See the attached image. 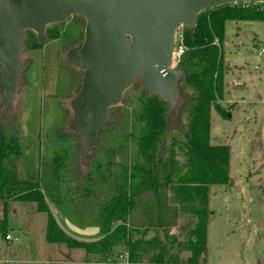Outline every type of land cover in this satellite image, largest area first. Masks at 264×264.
I'll use <instances>...</instances> for the list:
<instances>
[{
	"label": "rangeland",
	"instance_id": "1",
	"mask_svg": "<svg viewBox=\"0 0 264 264\" xmlns=\"http://www.w3.org/2000/svg\"><path fill=\"white\" fill-rule=\"evenodd\" d=\"M84 26L85 19L79 15L48 24L39 48H30L29 39L39 40L33 30H25L19 87L11 104L1 105L0 110L6 117L5 124L9 123L18 139L22 165L19 177L27 174L30 180L38 182L51 213L66 231L69 230L64 218L78 226L97 225L100 205L116 192L122 170L118 161H125L128 151L134 148L121 126L127 118L125 114L136 106L142 89V84L135 81L124 92L123 102L115 106L120 113L118 121L102 128L87 167L84 166L75 146L78 137L71 127L74 117L71 102L81 87L84 71L67 59L69 50L82 43ZM181 31L182 27L176 30L175 43ZM263 33V20H229L220 44L225 73L222 99L217 103L224 114L211 107L209 142L228 147L230 180L209 188L206 264H264V225L257 226L260 218H264V55L258 53ZM177 50L175 45V59ZM176 108L179 125H185V102L181 97ZM110 147L114 152L109 160L104 153ZM124 149L127 153H123ZM63 156L68 157L69 169L64 175L63 167L58 170L62 178L55 191L51 164L55 157ZM165 194L170 196L167 190ZM135 199L138 205L129 212L128 225L145 228L147 237L156 235L170 246L164 229L158 226V206L153 194L145 192L139 200ZM161 207L163 220H171L166 204ZM167 207L171 209L170 202ZM6 222L7 231L0 234L3 264H118L123 260L87 263L83 248L46 241V214L38 211L34 202L9 199ZM194 223L189 214L180 213L172 223L174 227L171 228V222L167 227L168 238L171 231L175 236L170 253L176 252L181 263L202 264L199 258L189 262L190 252L185 248ZM6 233L11 240L4 238Z\"/></svg>",
	"mask_w": 264,
	"mask_h": 264
},
{
	"label": "trees",
	"instance_id": "2",
	"mask_svg": "<svg viewBox=\"0 0 264 264\" xmlns=\"http://www.w3.org/2000/svg\"><path fill=\"white\" fill-rule=\"evenodd\" d=\"M245 19L264 21V2H236L206 9L195 16L191 27L182 26L175 45L177 48L182 46L177 67L182 68L184 74L178 80L177 90L178 97L185 102L187 122L179 125L177 103L170 109L159 96L142 86L136 106L125 114L127 118L121 126L134 148L128 153L124 149L123 153H127L125 161H118L122 169L121 181L117 184L116 192L100 205L97 222L99 233L95 237L78 236L64 230L51 213L38 182L18 178L15 164L21 153L18 139L9 123L5 124L6 117L0 113V202L3 210L0 234L7 231L6 204L9 199L34 202L37 210L46 214V241L64 243L70 248H83L87 263L97 260L116 263L124 256L131 261H140L141 255L147 262L175 263L178 256L170 253L173 246L171 241L175 242V236L168 238L167 227L180 213H187L195 220L185 241V248L190 251L188 260L193 262L205 253L209 188L230 180L228 147L209 142L211 107L220 115L224 114L217 103L222 99L225 73L220 44L226 22ZM42 41L34 38L28 40L30 48L41 47ZM1 105L0 102V110ZM119 116L115 106L112 107L111 116L100 131L103 127L112 126ZM99 138L100 132L92 145L97 144ZM75 146L81 157L78 138ZM113 150L111 147L106 149L104 156L110 160ZM90 152L86 158H80L86 167ZM68 161L66 156L53 159L51 167L55 191L58 180L62 178L58 170L63 167V175L66 174ZM85 172L88 180L89 171ZM166 190L170 193L169 197L165 194ZM145 192L153 194L158 206V226L164 229L170 246L156 235L145 239L147 229L127 223L129 212L138 205L135 198L139 200ZM169 202L171 209L167 207ZM162 203L166 204L167 214L171 215V220L167 222L162 218ZM147 205L151 206V203L148 201ZM152 248H156L157 252L150 253Z\"/></svg>",
	"mask_w": 264,
	"mask_h": 264
},
{
	"label": "water",
	"instance_id": "3",
	"mask_svg": "<svg viewBox=\"0 0 264 264\" xmlns=\"http://www.w3.org/2000/svg\"><path fill=\"white\" fill-rule=\"evenodd\" d=\"M236 2L264 0H0V97L10 105L19 87L23 32L31 29L39 41L48 24L73 15L85 19L82 43L69 50L68 61L84 71L71 102V127L84 159L93 148L111 108L139 81L172 109L184 70L175 64V33L191 27L203 10ZM66 228L83 237L99 233L98 225L78 226L64 218Z\"/></svg>",
	"mask_w": 264,
	"mask_h": 264
},
{
	"label": "crops",
	"instance_id": "4",
	"mask_svg": "<svg viewBox=\"0 0 264 264\" xmlns=\"http://www.w3.org/2000/svg\"><path fill=\"white\" fill-rule=\"evenodd\" d=\"M15 164H16V170H17V176H18V178L19 179H21V180H28L29 179V177H28V175L26 174L24 177H19V169H20V167L22 166V165H20V163H19V158L16 160V162H15ZM28 177V178H27ZM2 216H0V218H1ZM174 221V220H173ZM208 224H209V221H208ZM208 224H207V229H206V250H207V236H208ZM256 224V221H254V225ZM264 225V218H260V221L257 223V226H259V225ZM172 227H174V225H172L171 226V228ZM138 228H141V227H138ZM171 235H173V231H171ZM148 238H150V237H145V239H148ZM185 241V240H184ZM174 241L172 240L171 241V245H174ZM172 247L173 246H171V250H172ZM157 252V250H156V248H152L149 252L151 253V252ZM185 251V250H184ZM186 251H188V250H186ZM188 252H190V251H188ZM237 253V252H236ZM171 255L172 256H174V255H177L178 256V254L176 253V252H171ZM141 259L142 260H144L145 258H144V256L143 255H141ZM178 259H179V257H178ZM146 260V259H145ZM141 261V260H140ZM118 264H122V263H118ZM158 264V263H157ZM164 264H192V263H187V262H184V263H181V260H178L177 262H175V263H164Z\"/></svg>",
	"mask_w": 264,
	"mask_h": 264
},
{
	"label": "built area",
	"instance_id": "5",
	"mask_svg": "<svg viewBox=\"0 0 264 264\" xmlns=\"http://www.w3.org/2000/svg\"><path fill=\"white\" fill-rule=\"evenodd\" d=\"M262 37H263V40H262V44L259 46L258 53L261 54V55H264V33H263ZM181 51H182V46L180 45V46L178 47V50H177V59H178V57H179ZM4 238H5L6 240H11V239H12V237L10 236L9 233H7V234L4 236ZM199 259L202 261V264H206L207 257H206V254H205V253L201 254L200 257H199ZM121 263H122V264H156V263H152V262H145V263H142L141 261H131V260H129V259L127 258V256H124V258H123V260H122ZM0 264H3V261H2V260H0Z\"/></svg>",
	"mask_w": 264,
	"mask_h": 264
}]
</instances>
